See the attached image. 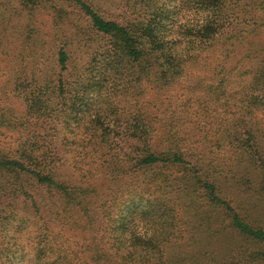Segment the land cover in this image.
<instances>
[{
  "label": "trees",
  "instance_id": "16d2710c",
  "mask_svg": "<svg viewBox=\"0 0 264 264\" xmlns=\"http://www.w3.org/2000/svg\"><path fill=\"white\" fill-rule=\"evenodd\" d=\"M53 1L0 0V55L20 57L2 90L20 112L0 108V264H185L198 251L218 264L219 227L169 247L179 214L200 204L199 229L219 213L246 260L264 264V45L249 39L264 23L239 28L238 0H72L85 25L69 28L72 12ZM50 8L67 22L44 40L57 43L47 67L28 58ZM193 69L213 74L197 76L194 89H210L199 98L229 89L222 104H240L205 134L184 125L192 105L172 93ZM199 141L226 148L232 168L217 171Z\"/></svg>",
  "mask_w": 264,
  "mask_h": 264
},
{
  "label": "rangeland",
  "instance_id": "374dc122",
  "mask_svg": "<svg viewBox=\"0 0 264 264\" xmlns=\"http://www.w3.org/2000/svg\"><path fill=\"white\" fill-rule=\"evenodd\" d=\"M91 2L95 3L96 5H102L103 2L98 0H90ZM109 1V0H106ZM237 1V0H235ZM55 4L57 7H64L71 11L72 14L70 15V22L71 25L69 28L85 25V21L83 15H81V11L76 7L74 2L68 1V3H61L59 0H54L51 2ZM50 3V4H51ZM72 3V5H70ZM112 0L111 2H105V8L110 10H115L112 7ZM237 3L239 6V17L237 20H235V23L238 24V27H242L245 25L246 20H252L257 21L258 23H264V0H238ZM49 4V5H50ZM69 4V6H68ZM39 21V29H40V41L37 42V49L35 50V55L30 56L28 59H36L39 60L42 63H45L46 66H49V63L51 61V58L54 56L55 51L57 49V43L54 44L52 47L48 44L44 43L45 41H48L50 37L48 36V33L53 34L55 29H60V26L64 27L65 22H67V18H65L62 23H59V18L56 12H54L53 8L50 9H42L37 17ZM58 23V24H56ZM60 24V25H59ZM249 39L252 40L254 43L260 42L264 45V25L258 27L253 31V33L249 34ZM14 54H17L15 52ZM4 59H7L5 56L0 55V108L3 106H8V103H10V109L14 110L15 112H20V100L14 98L12 95L8 97L9 102L4 101V98L2 99L4 88H11L12 83L9 81L10 76L12 75L10 71V66L20 62V57H14V59L9 62L5 63ZM27 59V60H28ZM77 63H79L77 61ZM193 74V76H192ZM200 76L201 78H205V82H210V78L213 76L212 73L206 72L204 69L198 70L193 69L191 73L188 72L187 76L182 79L180 84L176 85V88L172 90V93H176L177 96L180 98V100H190L189 103L191 106L189 112L183 117H186L187 120H185L184 125H194L196 127V130L199 133L205 134L208 131V128L214 123L219 122L218 119L221 117L223 118L224 122L228 123L231 119L233 120L235 117H238L239 115L236 113L238 111V106L240 104H236L233 106V103H236L232 101V103L228 104H222L223 101L226 100L228 95H230L232 92L227 89V95H221L219 94L222 91L217 92L216 95H211L213 97V100L211 101L210 98L203 99L199 98L200 92L204 93L205 95H208V92H210V89H204L201 88L199 90L194 89V83L198 82L197 76ZM220 95V97L218 96ZM177 100L175 102L174 106L179 105V107L183 106V101ZM216 100V101H215ZM188 103V102H187ZM239 103V102H237ZM204 105L208 106L209 113H206L203 110ZM226 105V106H225ZM216 106H219L218 110H216ZM174 108L172 106H169L168 115L174 116L175 112H173ZM176 111H180L181 109L175 108ZM221 112V113H219ZM264 115L262 116V118ZM185 118V119H186ZM184 119V118H183ZM186 127V126H184ZM204 131V132H203ZM210 132V131H209ZM208 132V133H209ZM214 134V132H211L209 136ZM4 138L5 136L2 135ZM198 139V138H197ZM194 148L198 150V152H205L210 159H216L217 161V171L222 170H229L232 168L231 161H228V153L225 155L226 148H217V147H207V144L204 146L202 145V141H199L195 143ZM207 159V158H206ZM208 162V160H206ZM234 197V196H233ZM237 199V198H236ZM240 200V197H238ZM259 207H260V217L264 218V198H259ZM101 203H104V205L110 204L108 200L102 199ZM179 204V201L177 202ZM200 209L205 208L208 209V206L206 204H200ZM200 209H194L191 210L190 213L184 212L180 213L177 219V226L175 228L176 230V237L177 240L173 239L171 243L169 244V247H171L170 250L176 252L183 248L184 246H187L188 244H193V240L191 239V236H193L196 233H202L203 229L208 227V225H213V228H211L208 232H213L215 229L219 227L220 232L215 235L213 238V241L211 242L212 246L209 248L210 250H218V252L221 253L224 259L218 261V259H215V263H225V264H253L250 263L249 260H246V257H248V249L246 248V242L244 239L237 238L235 235L231 233L230 230H225V227L220 224V221L223 222L225 225L227 224V221L223 217H221L218 214H215L214 211H211L210 214H208V221L205 226L199 229V218L197 216V213ZM192 213V214H191ZM220 217V218H219ZM218 218L220 219L218 221ZM223 220V221H222ZM17 235L20 237V233L17 232ZM204 242L209 241L207 239H204ZM195 257L187 256L184 260L185 264H207V261L204 258V254H201L199 251L195 252ZM220 256V257H222ZM201 258V259H200ZM202 261V262H200ZM20 264V263H19Z\"/></svg>",
  "mask_w": 264,
  "mask_h": 264
}]
</instances>
